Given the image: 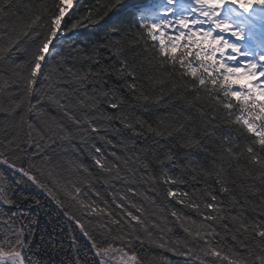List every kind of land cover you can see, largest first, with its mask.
Masks as SVG:
<instances>
[{
	"label": "snow or ice",
	"instance_id": "obj_1",
	"mask_svg": "<svg viewBox=\"0 0 264 264\" xmlns=\"http://www.w3.org/2000/svg\"><path fill=\"white\" fill-rule=\"evenodd\" d=\"M80 6L0 0V264H264V0Z\"/></svg>",
	"mask_w": 264,
	"mask_h": 264
},
{
	"label": "trees",
	"instance_id": "obj_2",
	"mask_svg": "<svg viewBox=\"0 0 264 264\" xmlns=\"http://www.w3.org/2000/svg\"><path fill=\"white\" fill-rule=\"evenodd\" d=\"M13 3H15V0H13ZM94 3H95V0H81V6H80L79 14L87 15V9L89 8V6L93 5ZM112 23H113V19L108 18V17L104 18L103 20H99L98 23L89 24L87 21H85V27L80 28L78 30V34L76 36V45L75 46L81 47L85 50V52L90 53L91 49L93 48L94 45H98V44L103 45L107 41L106 32L108 31V29ZM99 50L102 54L107 55V53L103 47H101ZM17 59H18V61L20 59H23V55L18 54ZM112 82L117 83V81L115 80V77L112 78ZM4 101H5V106H6L7 103L9 102L6 95L4 97ZM165 111H166L165 109L159 108V109H156L154 111V113H152V114H150V113H138V114L142 115L144 117V119H146V120L147 119L155 120L156 116L163 115L165 113ZM2 119H4V115L0 114V120H2ZM222 130H226V129H222ZM97 143H99V142H97ZM137 143L139 144V143H141V141H137ZM160 143L166 144L167 141L161 140ZM53 147L55 148L56 145H53ZM73 147H75L76 149L79 150V144L77 141H72L71 145H69V144H67V142H65L63 149H58V151L64 157L72 156L73 158H76L79 156V157L84 159L85 163L90 162L86 156H83L82 150L74 152V151H72ZM178 151H179V155L181 158H184L186 156L189 160H192V161L203 162L206 158V153L201 148H195L194 147V148H190V149H179ZM97 187H103V186L97 185ZM181 187H184V186L182 185ZM11 211H15V209H12ZM24 211H28V209H24ZM248 215L251 216L252 213H248ZM41 225L43 227H45L48 231L52 230V224L51 223L45 224L43 219L41 220ZM176 234L181 235V236L183 235V233L180 230H177ZM78 240H79L82 247L87 243L83 239V237L78 236ZM60 242L62 243L65 251H69V257H70V249L72 246V241L67 234L66 228L62 229ZM158 252H160L159 249L150 247L149 245L145 244L143 249H141V255L147 257L145 264H148V261L151 260L152 255H154ZM162 255L173 260L174 264H175V261L180 259L178 257L173 256L172 253L164 252V253H162Z\"/></svg>",
	"mask_w": 264,
	"mask_h": 264
}]
</instances>
